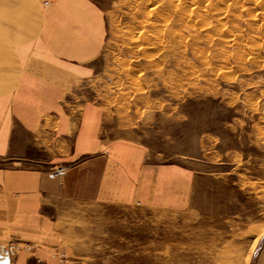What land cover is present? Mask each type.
Returning a JSON list of instances; mask_svg holds the SVG:
<instances>
[{"label":"rangeland","instance_id":"rangeland-1","mask_svg":"<svg viewBox=\"0 0 264 264\" xmlns=\"http://www.w3.org/2000/svg\"><path fill=\"white\" fill-rule=\"evenodd\" d=\"M145 1L108 3L92 72L65 96L98 102L163 180L148 202L80 207L69 241L83 264H264L258 0H196L190 19Z\"/></svg>","mask_w":264,"mask_h":264},{"label":"crops","instance_id":"crops-1","mask_svg":"<svg viewBox=\"0 0 264 264\" xmlns=\"http://www.w3.org/2000/svg\"><path fill=\"white\" fill-rule=\"evenodd\" d=\"M111 1L0 0V264H57L55 251L83 264L76 210L148 202L163 180L98 102L65 96L92 72ZM11 242L32 250L9 258Z\"/></svg>","mask_w":264,"mask_h":264},{"label":"bare ground","instance_id":"bare-ground-1","mask_svg":"<svg viewBox=\"0 0 264 264\" xmlns=\"http://www.w3.org/2000/svg\"><path fill=\"white\" fill-rule=\"evenodd\" d=\"M181 2V4H179V6L181 7V6H183V8H178V10L180 11V9L182 10L183 9V13L185 14L186 12H188L187 10L189 9H187L186 7L188 6L187 4L188 3H191V6H193V4H194V2L196 1V0H180ZM201 1V0H200ZM213 1V0H212ZM222 1L223 0H221V1H219V2H221L222 3ZM256 1V0H255ZM147 2L150 4V6H155L156 8H157V4H158V2H160V0H147ZM146 1H145V3L146 4H148ZM166 2V1H165ZM173 2L174 3H176L177 4V2H175L174 0H171V1H167V3H165L166 4V9H169V11L172 9V7H174L175 8V6H177V5H174L173 4ZM258 2V4L259 5H257V8L259 7V9H258V12L253 16L254 18H255V21H257V23H258V27H261L260 25L262 24L263 25V28L262 29H264V9H263V6H264V0H258L257 1ZM198 4L197 5H199L200 6V4H204V3H206V2H204V3H200L199 4V1L197 2ZM207 3H208V1H207ZM206 3V4H207ZM211 3V2H210ZM234 3V2H233ZM152 4V5H151ZM213 4H215V3H213ZM224 4V3H223ZM236 4H237V1H236ZM190 5V4H189ZM160 6V5H159ZM203 6V5H202ZM206 6V5H205ZM213 6V5H212ZM215 6H216V4H215ZM236 6V5H235ZM145 7H146V5H145ZM207 7H209V6H207ZM144 8V7H143ZM156 8H151V9H149V7H148V14L150 15L152 12H153V10H155V13H157V16L158 17H164L163 19H166L167 18V16H166V14H168V11H167V13H164V12H158L157 10H156ZM162 8H164V7H162ZM164 8V9H165ZM173 8V9H174ZM191 8V7H190ZM213 8H214V6H213ZM218 8V7H217ZM142 9V8H141ZM165 9V10H166ZM187 9V10H186ZM194 9H195V6H194V8H193V10L192 9H189V14H187L188 15V17L189 16H191V15H194V13H195V11H194ZM198 9H200L199 7H198ZM197 9V10H198ZM203 9H205V7L203 8ZM209 9H210V11H211V5H210V7H209ZM196 10V9H195ZM196 10V11H197ZM213 10H217V9H213ZM219 11V10H218ZM222 11V10H221ZM174 12V11H173ZM204 12V11H203ZM207 12V11H206ZM217 12V11H216ZM147 13V12H146ZM181 13H182V11H181ZM199 13V12H198ZM208 13V12H207ZM206 13V14H207ZM221 14V13H220ZM169 15H170V13H169ZM200 16H201V14H199ZM166 17V18H165ZM169 18V17H168ZM183 18V17H182ZM190 18H192V16L191 17H189V19ZM201 18V17H200ZM199 18V19H200ZM206 18V17H205ZM147 19V18H146ZM188 19V20H189ZM181 20V19H180ZM197 20V19H196ZM202 20H204V19H202ZM201 20V21H202ZM217 20V19H216ZM177 21V20H176ZM179 21V20H178ZM182 21V20H181ZM187 21V20H186ZM218 21V20H217ZM147 22V21H146ZM189 22V21H188ZM152 25H153V23H152ZM137 28V27H136ZM146 32V31H145ZM259 33H260V31H259ZM264 34V33H263ZM177 37V36H176ZM174 37H172V39H173ZM145 49V48H144ZM146 50V49H145ZM254 52V51H253ZM252 58V57H251Z\"/></svg>","mask_w":264,"mask_h":264},{"label":"built area","instance_id":"built-area-1","mask_svg":"<svg viewBox=\"0 0 264 264\" xmlns=\"http://www.w3.org/2000/svg\"><path fill=\"white\" fill-rule=\"evenodd\" d=\"M53 175L56 177L64 176L66 173L65 168H57L53 170ZM32 247L28 243H17L11 242L7 247V255L9 258L15 257L20 252H30ZM53 259L57 262V264H66L67 258L64 253L60 251H55L52 255ZM37 264H44L40 259H36Z\"/></svg>","mask_w":264,"mask_h":264}]
</instances>
